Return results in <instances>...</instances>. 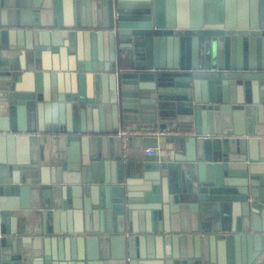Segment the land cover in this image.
Instances as JSON below:
<instances>
[{"label": "water", "instance_id": "obj_1", "mask_svg": "<svg viewBox=\"0 0 264 264\" xmlns=\"http://www.w3.org/2000/svg\"><path fill=\"white\" fill-rule=\"evenodd\" d=\"M235 2L0 0V264H264V0ZM134 129L177 133L125 163Z\"/></svg>", "mask_w": 264, "mask_h": 264}, {"label": "crops", "instance_id": "obj_2", "mask_svg": "<svg viewBox=\"0 0 264 264\" xmlns=\"http://www.w3.org/2000/svg\"><path fill=\"white\" fill-rule=\"evenodd\" d=\"M232 12L237 15L239 11V3L238 0L231 6ZM0 114L3 115L7 109V101L5 96L0 92ZM172 135L169 136H159L158 137V147L152 148L154 151V155L149 156L146 152L148 148L143 147H129L126 144L124 145V162L125 163H138L144 160H154V159H164V155L166 154L165 148L169 145V142L174 140ZM172 153V152H171ZM172 155V154H171Z\"/></svg>", "mask_w": 264, "mask_h": 264}, {"label": "built area", "instance_id": "obj_3", "mask_svg": "<svg viewBox=\"0 0 264 264\" xmlns=\"http://www.w3.org/2000/svg\"><path fill=\"white\" fill-rule=\"evenodd\" d=\"M0 112H1V108H0ZM177 133V131H175V130H173V129H166V130H162V131H160V130H137V129H134V130H123V131H121L120 133H119V135L120 136H122L123 137V139H124V145L125 144H127V140H128V135H138V134H144V135H150V136H154V135H156V136H162V135H174V134H176ZM146 152H147V154L149 155V156H152V155H154V151H153V149H151V148H148L147 150H146Z\"/></svg>", "mask_w": 264, "mask_h": 264}]
</instances>
